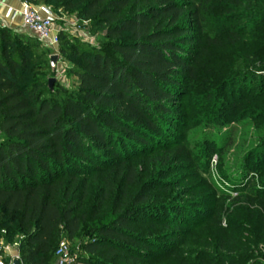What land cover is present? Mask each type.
<instances>
[{
    "label": "trees",
    "instance_id": "16d2710c",
    "mask_svg": "<svg viewBox=\"0 0 264 264\" xmlns=\"http://www.w3.org/2000/svg\"><path fill=\"white\" fill-rule=\"evenodd\" d=\"M27 1L79 8L111 44L89 47L58 32L57 53L74 61L68 74L77 87L59 102L46 96L36 38L0 23V239L17 237L22 264H54L60 233L74 264H143L170 234L155 231L174 223L147 187L178 160L154 153L169 148L179 125L176 101L191 73V22L200 12L188 0ZM95 179L91 215L100 217L83 228L80 209Z\"/></svg>",
    "mask_w": 264,
    "mask_h": 264
},
{
    "label": "rangeland",
    "instance_id": "374dc122",
    "mask_svg": "<svg viewBox=\"0 0 264 264\" xmlns=\"http://www.w3.org/2000/svg\"><path fill=\"white\" fill-rule=\"evenodd\" d=\"M188 1L200 12L199 21L191 22L196 28L191 73L177 97L179 125L172 127L169 148L154 153L176 154L178 160L147 187L151 200L165 206L166 219L174 223L155 231L170 234L154 242L142 262L264 264V0ZM52 20L56 31L89 47L111 44L105 29L83 18L79 8L57 5ZM15 32L36 38L45 52L46 87L50 77L56 78L46 96L59 102L76 96L75 78L68 74L74 61L58 54L51 72L49 56L57 53V45L28 31ZM99 183H89V197L80 209L83 228L99 220L91 215ZM145 218H137V225L145 227ZM17 240L0 239V259L18 256ZM62 240H67L64 233L54 249Z\"/></svg>",
    "mask_w": 264,
    "mask_h": 264
},
{
    "label": "built area",
    "instance_id": "2783aa9c",
    "mask_svg": "<svg viewBox=\"0 0 264 264\" xmlns=\"http://www.w3.org/2000/svg\"><path fill=\"white\" fill-rule=\"evenodd\" d=\"M21 22L25 29L33 36L45 42L51 47L58 43V31L55 30L52 18L41 17L34 6L27 0L21 2L20 10ZM75 252L71 249V244L67 240L59 242L55 250L54 264H74ZM0 264H11L0 259Z\"/></svg>",
    "mask_w": 264,
    "mask_h": 264
},
{
    "label": "crops",
    "instance_id": "0c3cea01",
    "mask_svg": "<svg viewBox=\"0 0 264 264\" xmlns=\"http://www.w3.org/2000/svg\"><path fill=\"white\" fill-rule=\"evenodd\" d=\"M23 0H0V23L14 31H27L21 22L20 10ZM41 17L52 18V9L38 1L32 4Z\"/></svg>",
    "mask_w": 264,
    "mask_h": 264
},
{
    "label": "water",
    "instance_id": "95a60500",
    "mask_svg": "<svg viewBox=\"0 0 264 264\" xmlns=\"http://www.w3.org/2000/svg\"><path fill=\"white\" fill-rule=\"evenodd\" d=\"M58 53L51 54L49 56V65H50V70L51 72L55 71L56 68V62L58 60ZM56 82L55 77H50L47 82L48 89L51 91L53 89V85ZM11 264H22L21 260L19 259L18 256H15L11 259Z\"/></svg>",
    "mask_w": 264,
    "mask_h": 264
}]
</instances>
